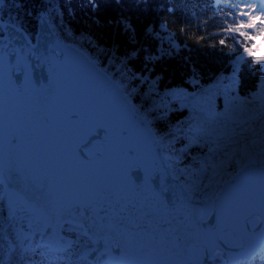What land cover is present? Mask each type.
Listing matches in <instances>:
<instances>
[{"label": "water", "instance_id": "water-1", "mask_svg": "<svg viewBox=\"0 0 264 264\" xmlns=\"http://www.w3.org/2000/svg\"><path fill=\"white\" fill-rule=\"evenodd\" d=\"M0 182L7 214L17 202L42 224L39 245L70 249L62 231L80 226L94 246L90 264H236L264 245L245 223L264 210V165L248 160L225 179L202 218L194 198L173 172L149 122L118 82L87 54L64 43L41 12L35 40L1 18ZM18 30L20 32H18ZM78 115H73V114ZM103 128L84 147L81 122ZM11 135L14 144L8 143ZM14 200L9 202L8 197ZM21 224V221H19ZM50 226V227H49ZM212 252L216 258L209 254Z\"/></svg>", "mask_w": 264, "mask_h": 264}, {"label": "trees", "instance_id": "trees-1", "mask_svg": "<svg viewBox=\"0 0 264 264\" xmlns=\"http://www.w3.org/2000/svg\"><path fill=\"white\" fill-rule=\"evenodd\" d=\"M4 1L1 18L23 27L32 38L44 12L64 43L85 52L118 82L134 109L149 122L165 154L169 159L177 157L182 166L194 168L200 163L226 158L243 144L264 137L260 122H253L256 134L246 133L244 140L232 135L231 124L225 127V118L231 114L225 112V107L238 114L239 101L251 100L264 80L260 64H253L244 51L249 48L252 56H264V33L257 34L243 24L240 32H249L248 37L225 31L230 25L247 20L243 13L249 11L247 5L254 0ZM257 12L256 9L249 15ZM121 17L127 18L136 29L134 42L114 23H108ZM255 23L259 28L260 22ZM149 26L153 32L146 34L145 28ZM132 52L136 55L132 56ZM233 98H237V103L228 104ZM257 107L251 105L248 114H256ZM262 149L260 153H264ZM170 162L174 173L182 178L183 173ZM239 167L231 162L223 168L214 197L222 182ZM207 187L210 186L192 194L202 198ZM2 191L0 183V264H90L81 254L94 244L80 226L65 225L62 231L73 236L74 243L70 249L53 252L39 245L41 223L26 227L35 217L20 202L5 227V235L16 244L5 258L9 244L2 232L7 214ZM259 256L262 254L254 257ZM236 264L262 262L252 257Z\"/></svg>", "mask_w": 264, "mask_h": 264}, {"label": "snow or ice", "instance_id": "snow-or-ice-1", "mask_svg": "<svg viewBox=\"0 0 264 264\" xmlns=\"http://www.w3.org/2000/svg\"><path fill=\"white\" fill-rule=\"evenodd\" d=\"M259 2V11L257 12L256 15H249L250 12L256 10V3H250L247 5L249 11L244 12L243 15L247 17L246 21H240L236 24L230 25L228 29H225V31H235L239 33L241 36L248 37L250 36L249 32H240V24H243L244 27H247L249 29H252L255 31L257 34H259L261 31H264V0H258ZM95 7V5H93ZM257 20L260 22V27H257V24L255 23ZM109 24H115L118 28L122 29V31L126 34L129 35V39L134 42V36L136 29L133 27L132 23L124 17H121L115 21H108ZM153 32L152 28L146 27L145 28V33L146 34H151ZM221 43H224L223 40H221ZM233 51H235V48H232ZM245 54L248 57L252 58V63L256 64L257 62L260 64L261 71H264V56L256 57L252 56V51L249 48H245ZM132 56H135L136 53L132 52ZM244 57H241V60H243ZM142 79H147V77H143ZM152 83H155L153 81ZM228 104H235L237 103V98H233L227 102ZM240 104V111L238 114L232 112L230 108L227 106L225 107V112L231 113L228 115L225 123V127L227 128L229 124L232 125L231 127V133L233 136H238L240 137L241 140L246 139L245 134L246 133H253V135L256 134V128L254 127L253 122H260L261 124V131H264V80L260 81V91L258 93H254L252 96L251 100L244 99L239 101ZM256 104L258 105L257 109H255L254 115H249V109L250 106ZM73 115H78V114H73ZM221 116L224 115V113H220ZM212 118L215 119V115H212ZM101 131H105L102 127L99 129H92L89 124L86 121L81 122L80 125V132L81 135L84 137V140L82 142L84 143V147H88L89 145L92 144L91 139H87L88 137H91L93 135L99 136ZM195 131L200 132L202 131L201 129H196ZM16 136L11 135L8 138V143L14 144L16 141ZM239 143V141H236ZM252 143L254 145L259 144V143H264V141H259V140H253ZM264 150V149H262ZM264 162V161H262ZM238 163V161H237ZM249 225L252 227V231L255 232L257 229L260 230V235L261 237H264V210L261 211L260 216L258 218H255V224L252 223V221H247L245 223V229L247 230ZM50 227V226H49ZM253 259H259L262 264H264V256H259V257H253Z\"/></svg>", "mask_w": 264, "mask_h": 264}, {"label": "rangeland", "instance_id": "rangeland-1", "mask_svg": "<svg viewBox=\"0 0 264 264\" xmlns=\"http://www.w3.org/2000/svg\"><path fill=\"white\" fill-rule=\"evenodd\" d=\"M253 140L264 141V137L261 136ZM252 141H250V143L248 144H243L241 147L236 149L231 155L227 156L226 158H217L215 160L209 161L208 163H200L194 168H187L185 166H182L177 157L170 156L169 160L174 162L180 169V172L183 173V177L181 179L191 193L197 192L203 186H210L204 189L205 193L202 199L205 200L206 204L203 206V211L201 215L202 218H206L211 211V203L215 195L216 187L220 184L222 180L220 174L223 171L224 167H226L231 162L237 163V161V164H239L241 167L246 161L253 159L260 161L264 165V162H262L264 161V153H260L261 148H264V143L254 145ZM226 174L228 175L229 172H227ZM192 196L195 198L193 194ZM258 253L264 256V245L258 251Z\"/></svg>", "mask_w": 264, "mask_h": 264}, {"label": "bare ground", "instance_id": "bare-ground-1", "mask_svg": "<svg viewBox=\"0 0 264 264\" xmlns=\"http://www.w3.org/2000/svg\"><path fill=\"white\" fill-rule=\"evenodd\" d=\"M10 22V21H9ZM20 27V26H19ZM23 28V27H22ZM26 31V30H25ZM27 32V31H26ZM35 37H36V34H35V36H34V38H32L31 36H30V38L32 39V41H34L35 40ZM8 200H9V202L10 203H12V201L14 200V198L10 195L9 197H8ZM207 254H209L212 258H216L215 257V254H213L212 252H209V253H207Z\"/></svg>", "mask_w": 264, "mask_h": 264}]
</instances>
